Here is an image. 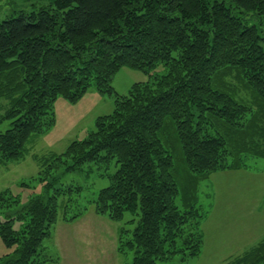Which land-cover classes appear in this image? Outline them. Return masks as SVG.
I'll return each instance as SVG.
<instances>
[{
    "label": "trees",
    "instance_id": "trees-1",
    "mask_svg": "<svg viewBox=\"0 0 264 264\" xmlns=\"http://www.w3.org/2000/svg\"><path fill=\"white\" fill-rule=\"evenodd\" d=\"M261 41L264 0H53L0 19V123L9 122L0 131L2 162L21 159L30 136L53 125L58 97L75 103L91 85L114 93L112 112L98 116L94 130L42 157L39 176L19 183L37 180L39 193L21 204L11 190L0 192V240L15 246L0 264L58 261L43 240L58 220L81 217L85 203L116 222L139 209L136 226L117 233V252L134 251L128 264L199 255L200 181L257 162L264 170ZM160 65L164 73L127 94L110 84L122 67ZM111 160L117 169L108 185L85 202L82 186L57 175L61 166L107 169ZM223 264H264V237Z\"/></svg>",
    "mask_w": 264,
    "mask_h": 264
},
{
    "label": "rangeland",
    "instance_id": "rangeland-1",
    "mask_svg": "<svg viewBox=\"0 0 264 264\" xmlns=\"http://www.w3.org/2000/svg\"><path fill=\"white\" fill-rule=\"evenodd\" d=\"M53 0H0V19L16 16L20 11L30 12L49 5ZM264 51V41H261ZM162 65L153 70H141L122 67L112 77L110 84L120 95L128 93L133 83L145 82L150 76L162 74ZM152 78V77H151ZM114 93H101L91 85L86 93L75 103L58 97L54 102V123L43 133L32 134L26 144L25 155L14 162L0 160V192L11 190L19 195L21 204H26L32 194L41 191L42 184L35 180L29 186H21L30 178L40 174L42 157L65 151L73 140L83 139L95 128V119L113 110ZM9 127L7 120L0 123V131ZM252 164V162H250ZM261 162L251 165V169L224 170L209 174L199 183L198 204L202 206L204 217L200 224L203 234L201 253L197 256L176 254L172 259L159 264L182 262L184 264H223L233 256L248 250L264 236V170L259 169ZM105 165L93 162L83 164V171L65 170L61 166L57 175L62 183L83 187L80 198H94L98 191L109 183L108 176L117 169L115 160ZM91 172L85 173V170ZM100 173L107 176L101 177ZM182 184V181H181ZM182 187V186H181ZM81 200V199H80ZM83 204V203H82ZM86 212L74 224L58 220L54 226L56 233L70 238L78 253L79 264H128L134 257V251L115 254L113 242L117 238L120 226L132 230L139 221L140 212H125L122 221H111L105 216L95 214L93 204H87ZM83 204V205H85ZM11 212V211H10ZM61 211H59V214ZM133 219L132 221H130ZM20 228V221L14 223ZM53 231V230H52ZM52 239L45 238L43 243L51 254L66 257L63 244L57 247ZM62 243V239H60ZM59 247V248H58ZM15 246L7 247L0 240V256L10 253ZM117 248V246H116ZM57 249V250H56ZM74 255V252H73ZM117 255V256H116ZM69 264V260H64Z\"/></svg>",
    "mask_w": 264,
    "mask_h": 264
},
{
    "label": "crops",
    "instance_id": "crops-1",
    "mask_svg": "<svg viewBox=\"0 0 264 264\" xmlns=\"http://www.w3.org/2000/svg\"><path fill=\"white\" fill-rule=\"evenodd\" d=\"M245 170H247V169H245ZM78 220H76L75 222H77ZM75 222H71V224L73 223H75ZM68 223V222H67ZM66 223V224H67ZM264 236H262L260 239H262ZM51 239H52V244L54 243V245L57 247L58 245H61V244H63V251H64V253L65 254H67V256L66 257H64V256H62L61 255V257H62V259H59L58 261H56V262H54L53 264H66L65 262H64V260H69L70 261V263L69 264H79V257H78V253L76 254V251L74 250V248H73V245H72V241H71V239L70 238H67L66 237V233L64 234V235H60V234H58V233H56V231H55V229H53V234H52V237H51ZM60 239H62V243H61V241H60ZM259 239V240H260ZM258 240V241H259ZM115 242H113V244L115 245V254H117L118 252H117V248H116V246H117V238L114 240ZM258 241H256V242H258ZM59 248V247H58ZM57 250V249H56ZM73 252H74V255H73ZM239 255V254H238ZM117 256V255H116ZM235 256H237V255H235ZM234 257V256H233Z\"/></svg>",
    "mask_w": 264,
    "mask_h": 264
}]
</instances>
